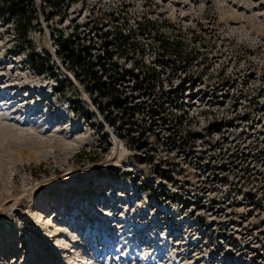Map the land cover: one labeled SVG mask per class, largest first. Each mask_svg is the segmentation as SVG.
Instances as JSON below:
<instances>
[{
    "label": "rangeland",
    "instance_id": "1",
    "mask_svg": "<svg viewBox=\"0 0 264 264\" xmlns=\"http://www.w3.org/2000/svg\"><path fill=\"white\" fill-rule=\"evenodd\" d=\"M2 1L0 264H264V0H35L27 42ZM114 18L141 41L118 63L161 74L171 133L121 135L56 54ZM145 20L188 61L159 55Z\"/></svg>",
    "mask_w": 264,
    "mask_h": 264
},
{
    "label": "trees",
    "instance_id": "2",
    "mask_svg": "<svg viewBox=\"0 0 264 264\" xmlns=\"http://www.w3.org/2000/svg\"><path fill=\"white\" fill-rule=\"evenodd\" d=\"M45 1L56 10L66 0ZM1 3L9 6L19 35L27 42L38 16L35 0H3ZM114 21L116 25L102 27L87 37L77 32L69 37H58L56 54L64 60L87 96L92 98L93 105L107 119L109 126L121 135L126 133L138 142L146 136L142 132L148 130V126H154L159 132L166 128L171 133L177 119L168 112L173 101L164 90L159 70L139 64L128 69L118 63V58L126 59L129 55L139 53L141 41L135 30L117 24V18ZM135 25L151 40L150 45L159 55L175 65L188 61L190 54L181 40L154 30L150 21L137 22ZM30 49L31 70L39 74L51 71L48 58ZM59 83L60 87H56L55 91L62 95L64 88L62 82ZM79 103L78 107L82 109L84 103ZM91 116L88 112L87 119Z\"/></svg>",
    "mask_w": 264,
    "mask_h": 264
}]
</instances>
